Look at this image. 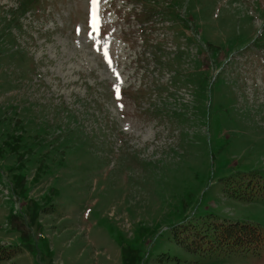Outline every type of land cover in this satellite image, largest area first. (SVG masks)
<instances>
[{"label": "rangeland", "instance_id": "374dc122", "mask_svg": "<svg viewBox=\"0 0 264 264\" xmlns=\"http://www.w3.org/2000/svg\"><path fill=\"white\" fill-rule=\"evenodd\" d=\"M231 222L264 236V0H0V264H264Z\"/></svg>", "mask_w": 264, "mask_h": 264}, {"label": "trees", "instance_id": "16d2710c", "mask_svg": "<svg viewBox=\"0 0 264 264\" xmlns=\"http://www.w3.org/2000/svg\"><path fill=\"white\" fill-rule=\"evenodd\" d=\"M221 242L231 244L236 249L254 251L264 244V236L260 230L248 223L231 222L218 225L216 234ZM5 255H0V260Z\"/></svg>", "mask_w": 264, "mask_h": 264}, {"label": "snow or ice", "instance_id": "6c2138e0", "mask_svg": "<svg viewBox=\"0 0 264 264\" xmlns=\"http://www.w3.org/2000/svg\"><path fill=\"white\" fill-rule=\"evenodd\" d=\"M92 2H93V4L95 5V4H98L99 3V0H92ZM116 91H117V96H118V98H119V87L117 86V88H116ZM120 107H123L122 105H120Z\"/></svg>", "mask_w": 264, "mask_h": 264}]
</instances>
